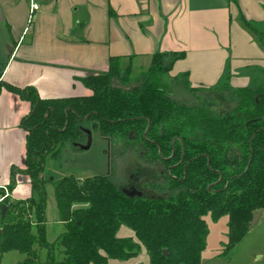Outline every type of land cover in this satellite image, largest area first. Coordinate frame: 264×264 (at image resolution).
<instances>
[{"label":"trees","instance_id":"1","mask_svg":"<svg viewBox=\"0 0 264 264\" xmlns=\"http://www.w3.org/2000/svg\"><path fill=\"white\" fill-rule=\"evenodd\" d=\"M260 37L264 46V31ZM4 69L0 63V91L6 87L32 105L21 125L28 132L23 171L31 177L33 194L24 200L6 196L0 203V259L18 251L25 255L20 264H108L110 259L138 256L145 248L150 264H202L207 215L214 220L229 217L227 254L264 208V85L260 91L255 86L240 88L246 99L236 114L224 118L174 105L161 80L171 69L162 54L154 56L146 79L131 88L114 84L121 66L113 58L107 73L83 79L92 90L89 96L42 98L33 87L20 89L3 82ZM188 118L195 119L190 123ZM85 121H92L111 140L121 130L132 132L154 159L164 163L170 192L131 194L105 175L65 176L54 188L66 224L51 241L46 191L42 192L47 181L40 173L49 155L80 139ZM18 171L13 168V175ZM13 186L14 182L9 189ZM5 193L0 188V196ZM82 203L88 206L74 207ZM122 226L134 237H120Z\"/></svg>","mask_w":264,"mask_h":264},{"label":"crops","instance_id":"2","mask_svg":"<svg viewBox=\"0 0 264 264\" xmlns=\"http://www.w3.org/2000/svg\"><path fill=\"white\" fill-rule=\"evenodd\" d=\"M31 1L0 0V63L3 82L33 87L42 98L91 95L83 79L107 73L113 58L122 78H140L156 54L171 64L172 81L205 88L228 81L232 90L264 81V0H37L40 9L28 25ZM31 109L1 89L0 188L12 200L33 194L23 171L28 132L21 125ZM118 235L134 237L125 226ZM147 258L140 253L108 264H149Z\"/></svg>","mask_w":264,"mask_h":264},{"label":"rangeland","instance_id":"3","mask_svg":"<svg viewBox=\"0 0 264 264\" xmlns=\"http://www.w3.org/2000/svg\"><path fill=\"white\" fill-rule=\"evenodd\" d=\"M262 30L264 31V27ZM147 71L148 69L141 72L140 78H136L139 75L135 74L136 79L131 80L130 74L122 78L120 72L115 76L114 84L123 88L134 87L146 79L144 74L147 75ZM161 80L166 87V94L175 103L174 105L178 108L189 107L191 108L190 113L194 114L195 109L200 108L213 116L225 118L238 112L247 95L240 92V89L232 90L228 81L220 87L205 88L193 86L185 78L172 81L164 73ZM263 85L264 81L261 79L256 82L255 89L260 91ZM190 119L195 118H188L185 121ZM190 121L193 123V120ZM81 130L79 140L67 143L60 148L57 154L47 157L45 168L40 173V177L47 181L42 192L46 191L43 193L47 198L46 221L48 237L51 241L63 232L66 224L61 220L54 188L55 183L65 176L75 175L79 178H87L93 175H105L119 189L133 194L138 190H143L147 195L160 194L161 196L170 192L168 181L164 177V163L154 159L148 147L140 143L132 132L126 134L121 130L115 134L118 137L111 140L108 136L102 135L99 129L94 128L92 121H85ZM235 153L233 149L231 154ZM87 206L88 203L74 205L75 208ZM255 215L257 216L256 222L250 226L244 238L227 254L225 251L229 243V217L224 215L214 220L210 214L207 215L205 219L209 233L205 249L201 254L202 264H264V208L258 210ZM141 254H146L150 264V256L145 248H142ZM45 257L46 252L42 251L41 263L45 261ZM24 258L25 255L20 252L10 251L0 259V264H20Z\"/></svg>","mask_w":264,"mask_h":264},{"label":"built area","instance_id":"4","mask_svg":"<svg viewBox=\"0 0 264 264\" xmlns=\"http://www.w3.org/2000/svg\"><path fill=\"white\" fill-rule=\"evenodd\" d=\"M40 9V5L38 4L37 0L31 1V9L28 19V25H31L34 19L35 13ZM8 196V192L6 191L5 195L0 196V203L4 200V198Z\"/></svg>","mask_w":264,"mask_h":264},{"label":"water","instance_id":"5","mask_svg":"<svg viewBox=\"0 0 264 264\" xmlns=\"http://www.w3.org/2000/svg\"><path fill=\"white\" fill-rule=\"evenodd\" d=\"M131 194H133V193H131ZM6 208H7V206H6V205H3V206H2V211L5 212ZM256 220H257V216L254 215V218H253V221H252L251 225H252L253 223H255ZM164 254L167 255V254H168V251L165 250V251H164Z\"/></svg>","mask_w":264,"mask_h":264}]
</instances>
